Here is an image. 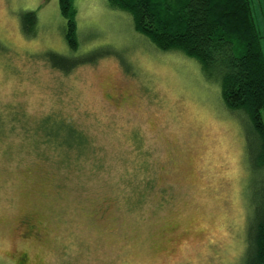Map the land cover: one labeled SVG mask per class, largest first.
<instances>
[{"label":"rangeland","instance_id":"obj_1","mask_svg":"<svg viewBox=\"0 0 264 264\" xmlns=\"http://www.w3.org/2000/svg\"><path fill=\"white\" fill-rule=\"evenodd\" d=\"M71 2L75 49L59 0H0V264L20 251L29 264H240L264 186L244 115L126 10ZM50 54L80 63L65 72ZM25 223L39 238L21 237Z\"/></svg>","mask_w":264,"mask_h":264},{"label":"trees","instance_id":"obj_2","mask_svg":"<svg viewBox=\"0 0 264 264\" xmlns=\"http://www.w3.org/2000/svg\"><path fill=\"white\" fill-rule=\"evenodd\" d=\"M126 10L137 32L161 50L178 49L196 59L205 74L218 79L224 106L239 112L249 125L254 147L253 171L264 179V35L260 33L251 0H108ZM66 18L65 40L75 49V9L71 0H59ZM264 22V19H263ZM34 13L24 15L22 30L33 32ZM50 54L52 67L69 71L78 63H65ZM214 66H213V65ZM216 73H211V68ZM45 119V118H44ZM43 119V120H44ZM62 142L72 140L73 127L65 129ZM55 135L49 129L45 136ZM68 136V138H67ZM55 137V136H54ZM64 137V138H63ZM65 140V141H64ZM257 187L252 216L244 235L240 264H264V186ZM15 264H18L17 262Z\"/></svg>","mask_w":264,"mask_h":264},{"label":"flooded vegetation","instance_id":"obj_3","mask_svg":"<svg viewBox=\"0 0 264 264\" xmlns=\"http://www.w3.org/2000/svg\"><path fill=\"white\" fill-rule=\"evenodd\" d=\"M39 233L34 230V225L32 223H25L24 230L22 231L21 237L26 240L30 239L31 237L39 238ZM14 262L18 264H29L28 257L25 251H20L17 259Z\"/></svg>","mask_w":264,"mask_h":264},{"label":"crops","instance_id":"obj_4","mask_svg":"<svg viewBox=\"0 0 264 264\" xmlns=\"http://www.w3.org/2000/svg\"><path fill=\"white\" fill-rule=\"evenodd\" d=\"M258 2H259V4H260V9H259V11H260V16H261V18H262V22H261V27H260V33L262 34V35H264V22H263V19H264V0H258ZM261 3L263 4V6L261 5Z\"/></svg>","mask_w":264,"mask_h":264},{"label":"clouds","instance_id":"obj_5","mask_svg":"<svg viewBox=\"0 0 264 264\" xmlns=\"http://www.w3.org/2000/svg\"><path fill=\"white\" fill-rule=\"evenodd\" d=\"M8 103V101H6L4 98H2V97H0V105H6ZM36 113H35V111H34V109L33 108H28V109H26V115L28 116V117H32V116H34Z\"/></svg>","mask_w":264,"mask_h":264}]
</instances>
